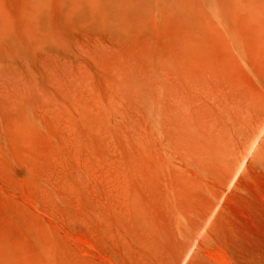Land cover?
<instances>
[{
    "label": "rangeland",
    "instance_id": "1",
    "mask_svg": "<svg viewBox=\"0 0 264 264\" xmlns=\"http://www.w3.org/2000/svg\"><path fill=\"white\" fill-rule=\"evenodd\" d=\"M0 264H264V0H0Z\"/></svg>",
    "mask_w": 264,
    "mask_h": 264
},
{
    "label": "bare ground",
    "instance_id": "2",
    "mask_svg": "<svg viewBox=\"0 0 264 264\" xmlns=\"http://www.w3.org/2000/svg\"><path fill=\"white\" fill-rule=\"evenodd\" d=\"M259 138H260V137H259ZM258 140H259V139H258ZM258 140H257V141H258ZM252 144H253V143H252ZM256 145H257V144H256ZM257 147H258V146H257ZM251 151H252V150H251ZM248 153H249V152H248ZM244 160H245V159H244ZM242 163H243V162H242ZM238 171H239V170H238ZM238 171H237V172H238ZM237 174H238V173H237ZM235 178H236V177H235Z\"/></svg>",
    "mask_w": 264,
    "mask_h": 264
}]
</instances>
